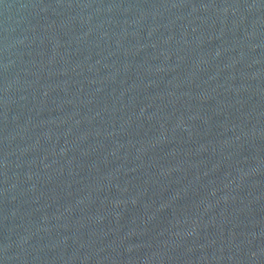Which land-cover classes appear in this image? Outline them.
<instances>
[{"label":"water","instance_id":"obj_1","mask_svg":"<svg viewBox=\"0 0 264 264\" xmlns=\"http://www.w3.org/2000/svg\"><path fill=\"white\" fill-rule=\"evenodd\" d=\"M0 264H264V0H0Z\"/></svg>","mask_w":264,"mask_h":264}]
</instances>
